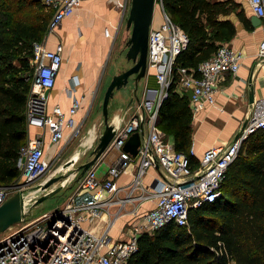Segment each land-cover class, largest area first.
Masks as SVG:
<instances>
[{
  "label": "built area",
  "instance_id": "obj_1",
  "mask_svg": "<svg viewBox=\"0 0 264 264\" xmlns=\"http://www.w3.org/2000/svg\"><path fill=\"white\" fill-rule=\"evenodd\" d=\"M82 1L44 0L51 14L48 35L71 17ZM247 1L251 12L260 19L262 37L257 58L264 59V0ZM113 2L122 13L129 10V0ZM155 3L161 7L162 20L157 29L150 27L148 33L146 77L152 72L156 88L144 86L140 96L132 97L128 120L122 126L117 123L111 126L113 137L105 153L114 151L117 156L107 168L105 178L97 177L95 163L85 171L76 190L60 208L0 238V264H128L137 250L140 235H151L169 222L188 226L190 208L214 202L221 195L225 174L242 143L257 130L264 129V102L259 100L252 105L245 125L232 142L209 147L203 152L198 159V172L189 157L175 149L158 125L159 109L167 98L174 74L176 91L187 96L193 121L203 109L215 106L219 81L227 74H237L243 55L221 44L196 70L184 67L174 70L175 60L185 49L188 36L163 10L162 0H155ZM104 36L114 41L113 33L107 28ZM62 62V44L49 49L44 39L33 42L25 121L27 128L46 129L52 145L61 143L67 130L68 143L78 138L92 107V103L86 106V114L79 122L76 116L83 107V97L72 95L67 111L58 105L49 108L45 93L54 87ZM135 132L140 135V144L136 155L132 156L123 147ZM190 154L194 155L193 143ZM19 155L21 174L17 183H26L27 187L40 181L51 166L41 136L28 139L20 147ZM68 164L72 167L74 160ZM150 169L156 171V176L145 184L143 180ZM124 174L130 175V181L121 186L118 179ZM9 188L0 187V205L9 196ZM120 193L123 197H119ZM84 194L88 198L77 202ZM147 201H154V207L140 213L139 205ZM128 204L133 206L130 211ZM124 216L132 217L125 224L126 237L111 242L108 230ZM99 222L106 226L102 233L89 229Z\"/></svg>",
  "mask_w": 264,
  "mask_h": 264
},
{
  "label": "trees",
  "instance_id": "obj_2",
  "mask_svg": "<svg viewBox=\"0 0 264 264\" xmlns=\"http://www.w3.org/2000/svg\"><path fill=\"white\" fill-rule=\"evenodd\" d=\"M31 2L35 4L0 0V187L20 179L32 44L48 35L50 12L32 21L18 15ZM162 8L188 36L174 70H196L234 37L235 26L227 16L234 13L249 28L244 10L234 0H162ZM158 115V125L175 149L189 157L193 167L197 165L190 154L188 98L176 91V74ZM221 188L214 202L188 210V226L169 222L151 235H140L128 264H264V129L242 143Z\"/></svg>",
  "mask_w": 264,
  "mask_h": 264
},
{
  "label": "crops",
  "instance_id": "obj_3",
  "mask_svg": "<svg viewBox=\"0 0 264 264\" xmlns=\"http://www.w3.org/2000/svg\"><path fill=\"white\" fill-rule=\"evenodd\" d=\"M113 1L116 0H83L71 17L66 18L52 34L44 38L45 45L49 49H54L57 44L63 46V62L57 73L55 85L48 92V106L51 109L58 105L63 111H67L72 95L83 97V107L76 116L78 122L85 116L86 106L89 103H92L93 106L95 101L101 98L103 90L99 74L108 52L113 50L121 36L128 34L124 28L121 29L127 19V11L122 13ZM234 1L239 3L244 10L245 16L249 20V28L245 27L234 13L227 16L226 18L232 21L235 26V35L224 44L240 52L243 58L235 76L227 74L219 81L215 106L203 109L191 123L193 156L197 160L207 148L232 142L246 122L252 105L259 100L264 102V59L257 58L258 43L262 37L260 27L259 25L253 27L250 23V17L254 14L251 12L248 1ZM106 28L111 34L113 33L114 41L104 36ZM145 78L147 79V77ZM135 94L132 92L131 97ZM129 116L123 119V123L128 120ZM116 123L122 126L121 118L117 115H115L113 123L108 124L112 126ZM102 129L98 131L95 141L92 136L83 138L79 142L80 144L78 143L82 149L77 148L67 157L61 167L68 164L70 160H74L73 166L89 161ZM69 135V130H67L65 139L57 145H52L49 142V132L46 129L27 128L25 142L35 136H41L46 156L48 158L49 155H52L50 163L53 165V161L59 160L72 142L68 143ZM167 139L173 142L171 137L167 136ZM57 154L59 156L56 159ZM87 156V160L80 163L82 157ZM116 156L114 151H108L101 156L95 167L99 179L105 178L107 168L113 163ZM75 173L77 174V172ZM155 176L156 171L150 169L143 180L144 183L149 184ZM70 179L72 178L67 176L65 180L69 181ZM129 181L130 175L124 174L118 179V184L123 186ZM61 183L62 180L58 183L60 185L52 189L59 187L63 189ZM119 197H123V194L120 193ZM87 198L88 195L84 194L77 198V202ZM153 207L154 201L144 202L139 205V212L148 211ZM131 209L133 206L128 204L127 210ZM131 219L130 216H124L109 228L108 235L111 242L120 241L126 237L125 224ZM105 227L104 223L99 222L96 227L93 226L89 229L100 234L105 230Z\"/></svg>",
  "mask_w": 264,
  "mask_h": 264
},
{
  "label": "rangeland",
  "instance_id": "obj_4",
  "mask_svg": "<svg viewBox=\"0 0 264 264\" xmlns=\"http://www.w3.org/2000/svg\"><path fill=\"white\" fill-rule=\"evenodd\" d=\"M32 3L33 2H31L28 6H25L22 12L18 15L28 19L29 21H32L35 18L44 17L45 15H49V10L45 5L44 0H34L35 4ZM127 15H128V11H127ZM161 20L162 18H161L160 7L158 6V4L155 3L151 27L153 29H157L161 24ZM125 22L122 24L121 29L123 28L125 29ZM128 37L129 34H126V36H121L119 38V41L113 48V50L108 52V56L102 67V71L99 74V77L101 79V88L103 90L101 94V98L100 100L98 99V101L96 100L94 105L91 107L90 112L88 113L84 125L81 129L80 136L74 139V141L70 143V145L66 148L65 152L63 153V155L59 160L53 161V165L50 166L49 170L43 175V178L40 179V181L34 182L33 184H31L30 186L24 189L22 196L24 201L27 202L25 206L24 219L22 222L13 224L4 232H2L0 234V238L8 235L12 231L18 229L22 224L29 222L32 219L37 218L38 216L44 213H51L56 209L60 208L65 203L67 197L76 190L77 182H78L77 177L79 174L77 168L78 166H80V164H78V166L77 164H75L74 166L69 168H68L69 164H66L64 167H61V165L66 161L67 157H69V155H71L77 148H79L80 150L82 149L80 146H78V143L82 141L83 138L92 136L93 141H95L98 131L104 127L102 102L104 99L105 91L114 75H118L133 66L132 62H128L125 59L126 50L124 43ZM133 77L129 79V82L125 87L119 90H115L113 97L109 100L108 123L112 124L115 115H117L121 118L123 125L124 124L123 119L125 117L127 118L130 115L131 110L128 109V107L130 104V100H132L133 97V96L131 97V93L135 89L133 83ZM144 86H148V88L150 89L156 88V84L154 83V77L152 72L147 73V79L143 78L138 82L137 84L138 95L136 94V96H140V93L144 88ZM87 158L88 156L82 157V161L80 163L85 162ZM47 160L48 162H51L52 155H49ZM194 170L197 172L199 171L197 165H195ZM75 172H77V174ZM67 176H69L72 179L66 181L65 179ZM56 178H58V181L53 183L47 189L44 190L42 189L44 183H46L48 180H52ZM61 180H62L61 186L63 187V189L61 188V190L58 193L43 200L42 202L38 204H34L39 197L51 191L53 187L60 185L58 183H60ZM13 191L14 189L9 188L8 189L9 195L12 194Z\"/></svg>",
  "mask_w": 264,
  "mask_h": 264
},
{
  "label": "water",
  "instance_id": "obj_5",
  "mask_svg": "<svg viewBox=\"0 0 264 264\" xmlns=\"http://www.w3.org/2000/svg\"><path fill=\"white\" fill-rule=\"evenodd\" d=\"M154 6L155 0H129V10L124 29L129 34V37L126 39L124 45L126 50L125 59L128 62H132L133 66L118 75H114L105 91L102 102L104 127L96 146L92 150V158L86 163L78 166L77 171H79V174L77 181L83 176L86 170L97 163L105 153L113 137L112 127L108 124V104L109 100L113 97L114 91L125 87L129 79L134 76L133 83L135 89L133 94H135L138 82L146 77L147 39L152 25ZM250 23L253 27H257L260 24V19L252 15L250 17ZM48 92L49 91H46V96ZM131 101L132 100H130V103ZM139 144L140 135L135 132L129 137L123 150L135 156ZM56 181H58V178L48 180L44 183L42 189H47ZM9 187L14 189V191L0 205V234L11 225L22 222L25 215V206L27 202L24 201L22 193L27 187L26 183H17ZM60 190L61 187L52 189L39 197L34 204L42 202L58 193Z\"/></svg>",
  "mask_w": 264,
  "mask_h": 264
}]
</instances>
